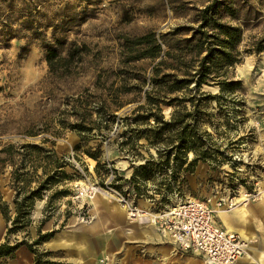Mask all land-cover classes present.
Instances as JSON below:
<instances>
[{"label":"rangeland","instance_id":"1","mask_svg":"<svg viewBox=\"0 0 264 264\" xmlns=\"http://www.w3.org/2000/svg\"><path fill=\"white\" fill-rule=\"evenodd\" d=\"M1 1L0 23L8 27L0 25V148L8 144L40 145L47 139L51 143L46 148L68 164L65 171L72 179L58 189H67L69 194L54 201L50 219H60L64 224L69 219L88 224L104 206L120 207L125 212L113 193L116 191L127 196L129 204L152 211L188 199L207 202L213 209L211 204L215 205L219 199L234 197L236 206L232 210L245 212L246 219L242 220L249 223L248 219L254 217L253 207L264 205V49L259 53L252 50L254 43L264 39V0H227L234 4L238 19L224 17L222 21L242 29L237 47L239 62L229 70V78L239 81L240 86L224 99L207 100L200 109L205 114L198 128L201 134H209L207 146L215 161H198L183 172L185 164L176 173L170 164L163 172L156 170L148 180L137 178L135 184L129 181L134 170L149 160H158L157 150H163L162 146L150 145L145 137L136 138L131 132L146 129L131 121L136 115L133 110L143 103L140 97L130 95L124 101L133 102L109 115L106 113L100 131L79 135L73 124L80 122L78 114H84L85 104L95 107L97 97L109 96L110 83L114 78L117 81L114 72L121 67L119 54L125 38L149 32L165 34L175 29L187 32L196 27L197 11L212 0H11V9L2 6ZM25 25H56V34L62 38L87 44L90 57L73 76L53 78L48 75L41 48L43 40H52L53 27H40L43 35L26 44ZM154 64L143 59L124 68L131 72L130 77L143 81V89L148 90ZM200 92L218 95V88L203 86ZM187 94L179 92L175 96L182 98ZM186 108L190 110L191 106L187 104ZM171 112L172 108H162L164 120L170 118ZM91 113L92 120L98 119L96 111ZM30 133L36 135L29 136ZM81 136L86 139L81 140ZM186 158L190 162L193 154ZM10 170L9 166L0 165V201L12 215L14 190ZM91 187L102 191L88 197L86 189ZM50 194L34 203L32 224L28 227L30 238L36 235ZM40 209L42 216L37 220ZM0 218V238H5L7 224L1 215ZM23 236L13 235L11 242ZM255 236L252 233V238ZM140 239L133 238L125 244L127 247L89 262L79 257L72 259L65 252H56L50 260L60 264H153L150 255L138 247L143 240ZM171 244L180 255L182 252ZM39 250L50 251L42 245Z\"/></svg>","mask_w":264,"mask_h":264},{"label":"trees","instance_id":"2","mask_svg":"<svg viewBox=\"0 0 264 264\" xmlns=\"http://www.w3.org/2000/svg\"><path fill=\"white\" fill-rule=\"evenodd\" d=\"M10 1L3 0L1 5L5 4V8L11 9ZM224 17L238 19L234 4L227 0H212L197 11L196 27L189 28L187 32L175 29L165 34L155 35L149 32L132 39L125 38L119 54L121 67L114 72L117 81L114 78L110 83L109 96L106 99L97 97L98 103L95 107H91V103L85 104L82 107L84 114H78L80 122L73 124V128L79 135H85L93 130L100 131L101 125L106 121V113L109 115L133 102L124 101L126 97L131 95L141 98L143 103L133 110L136 115L131 121L136 126H146V129L136 128L131 132L136 138L145 137L150 145L162 146L163 150H157L158 160H149L134 170L129 180L132 184L137 183V178H152L156 170L163 172L170 164L174 167L173 173H176V170L182 169L185 164L187 166L183 172H187L198 161H215L211 148L207 146L210 141L209 134H201L198 129L201 116L205 114L200 109L207 100L224 99L225 95L234 94L240 86L239 81L229 78V70L239 62L237 47L242 40V29L223 22ZM0 25L2 28L8 27L2 22ZM40 27H53L52 40H43L41 47L48 75L57 79L73 76L85 59L90 57L88 45L62 38L56 34V25ZM40 27L25 25L23 29L27 34L24 36L26 44L43 35L39 31ZM183 35L188 36L182 37ZM263 43L264 39L257 41L252 50L261 52L264 49ZM143 59L155 63L148 78V90L143 89V81L130 77L131 72L124 68ZM203 86L217 87L218 95L211 96L200 92ZM179 92L188 94L178 98L175 94ZM88 97L92 98L91 94H88ZM187 104L191 106L190 110L186 108ZM163 107L172 108L168 120H164L161 115ZM92 111L97 112L98 119L92 120ZM151 120L153 124H150ZM85 139L81 136V140ZM129 140H132V136ZM48 143L51 142L44 139L40 145L8 144L0 148V165L11 168L10 182L14 190L12 215L7 205L0 201V214L7 224L5 238L0 243V264L13 259L21 247H25L33 255L32 264H60L50 260L56 252L39 250V247L54 235V231L42 233L41 227L51 218L54 201L69 194L67 189H58V186L71 180L72 176L65 171L68 164L58 160L53 151L46 148ZM189 153L193 154V159L187 163L186 157ZM87 155L95 157L93 154ZM175 177L173 174L174 181ZM48 192L51 194L43 208V218L36 227L34 239H31L28 227L32 224L30 216L34 203ZM68 216L67 213L66 218ZM18 233L24 234L22 239H14L11 242V237Z\"/></svg>","mask_w":264,"mask_h":264},{"label":"crops","instance_id":"3","mask_svg":"<svg viewBox=\"0 0 264 264\" xmlns=\"http://www.w3.org/2000/svg\"><path fill=\"white\" fill-rule=\"evenodd\" d=\"M252 211L254 217L248 219L249 223L243 222L242 214L236 209L215 213L216 222L222 228L235 232L251 242L246 251L250 260L244 263L241 257L236 264H264V205L253 207ZM99 212L98 217H94L88 224H78L71 219L66 224L54 218L45 221L41 232L54 231V235L42 246L53 252H65L72 259L79 257L89 262L98 256L117 251L118 248L122 249L123 246L127 247L128 245L125 244L133 238H141L143 240L140 239L138 247L150 255L153 264L161 262L162 264H203L202 258L198 255H182L183 252L180 255L176 254L171 242L163 241L161 238L165 237L161 236L154 227L129 222L126 212L120 207L117 209L114 206H104ZM41 216L40 209L36 219H40ZM240 233L247 234L249 238H245ZM252 233L256 235L255 238H252ZM3 240L4 238H0V243ZM33 258L25 247H21L16 251L15 257L4 264H32Z\"/></svg>","mask_w":264,"mask_h":264},{"label":"built area","instance_id":"4","mask_svg":"<svg viewBox=\"0 0 264 264\" xmlns=\"http://www.w3.org/2000/svg\"><path fill=\"white\" fill-rule=\"evenodd\" d=\"M86 191L89 197L102 190L91 187ZM113 193L125 209L129 222L154 227L181 252L200 256L203 264H236L251 243L216 222V212L229 211L236 206L234 197L219 199L215 209L210 208L207 202L188 199L152 211L129 204L127 196L116 191Z\"/></svg>","mask_w":264,"mask_h":264},{"label":"bare ground","instance_id":"5","mask_svg":"<svg viewBox=\"0 0 264 264\" xmlns=\"http://www.w3.org/2000/svg\"><path fill=\"white\" fill-rule=\"evenodd\" d=\"M211 205H212L213 209H215V205H214V204H211ZM243 211H244V210H243ZM239 213L242 214V219L245 220V219H246V218H245V212L240 211ZM248 213H249V212H248ZM240 234H241L242 236H244L245 238H249V236H248L247 234H243V233H240ZM249 260H250V256H249V254L246 252V253L242 256L241 261L244 262V263H247Z\"/></svg>","mask_w":264,"mask_h":264}]
</instances>
